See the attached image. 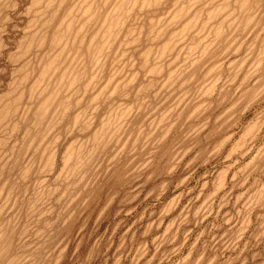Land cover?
I'll use <instances>...</instances> for the list:
<instances>
[{
	"label": "rangeland",
	"instance_id": "374dc122",
	"mask_svg": "<svg viewBox=\"0 0 264 264\" xmlns=\"http://www.w3.org/2000/svg\"><path fill=\"white\" fill-rule=\"evenodd\" d=\"M0 264H264V0H0Z\"/></svg>",
	"mask_w": 264,
	"mask_h": 264
}]
</instances>
